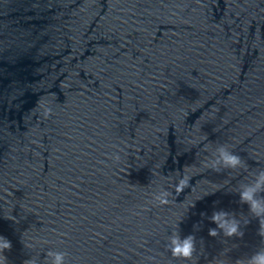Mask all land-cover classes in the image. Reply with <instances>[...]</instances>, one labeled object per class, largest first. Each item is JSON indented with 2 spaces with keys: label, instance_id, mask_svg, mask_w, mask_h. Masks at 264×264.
<instances>
[{
  "label": "water",
  "instance_id": "water-1",
  "mask_svg": "<svg viewBox=\"0 0 264 264\" xmlns=\"http://www.w3.org/2000/svg\"><path fill=\"white\" fill-rule=\"evenodd\" d=\"M221 145L243 167L217 170ZM258 169L264 0H0L7 264H236L264 248L236 193ZM218 209L242 238L209 235Z\"/></svg>",
  "mask_w": 264,
  "mask_h": 264
},
{
  "label": "clouds",
  "instance_id": "clouds-1",
  "mask_svg": "<svg viewBox=\"0 0 264 264\" xmlns=\"http://www.w3.org/2000/svg\"><path fill=\"white\" fill-rule=\"evenodd\" d=\"M114 156L116 160H119L118 154H114ZM213 166L217 170H220V168L237 169L243 167V164L239 155L234 154L226 146L221 145L217 149V156ZM186 184L187 178H182L177 185V191H182ZM236 193L239 195L240 203L247 205L251 215L258 219L259 228L257 234L264 238V169H258L253 173V179L249 182L241 183ZM167 197L168 193L165 191L159 193L156 199L165 204L168 202ZM210 220L216 225V228L209 229V235L212 237L220 235L221 232L227 238H242L245 235L240 221L233 212L225 209L215 210ZM11 248V241L6 237L0 236V256H3L0 264H7V257L4 253L6 250H11ZM167 248L174 258L192 260L197 252L196 238L194 235L182 237L179 232H173L168 238ZM67 255L66 252L50 250L46 254L48 258L46 264H67ZM217 260L215 259L212 264H215ZM23 264H37V260L30 258L25 260ZM220 264H223V262L220 261ZM236 264H264V248H260L248 257L237 260Z\"/></svg>",
  "mask_w": 264,
  "mask_h": 264
}]
</instances>
